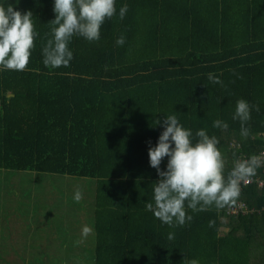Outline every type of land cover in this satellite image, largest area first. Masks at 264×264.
<instances>
[{"label":"trees","instance_id":"16d2710c","mask_svg":"<svg viewBox=\"0 0 264 264\" xmlns=\"http://www.w3.org/2000/svg\"><path fill=\"white\" fill-rule=\"evenodd\" d=\"M11 3L33 13L39 36L25 70H0V170L97 180L95 264H255L247 254L264 242L257 182H241L235 205L188 210L192 220L174 228L145 203L158 180L148 146L164 115L216 135L225 176L237 159L264 153V0H117V12L128 4L125 18L106 20L97 42L73 37V59L58 68L41 54L53 0ZM240 99L252 107L248 137L232 119ZM216 119L228 129L213 128ZM252 177L264 180V163ZM239 202L246 215L230 214Z\"/></svg>","mask_w":264,"mask_h":264},{"label":"clouds","instance_id":"9594fccd","mask_svg":"<svg viewBox=\"0 0 264 264\" xmlns=\"http://www.w3.org/2000/svg\"><path fill=\"white\" fill-rule=\"evenodd\" d=\"M116 2L53 0L55 19L48 23L52 25L50 38L41 49L45 66H69L73 59V51L69 47L73 37L97 42L106 20L114 17L123 20L128 12V4H122L117 12ZM32 17L31 11L22 13L16 10L11 0H0V70L23 71L29 64L34 42L39 36ZM115 43L123 46L126 37L121 34ZM208 80L213 84L221 83L219 76L214 73H208ZM251 111L248 101L240 99L236 102L232 119L240 122L242 137L250 134L246 125L251 119ZM154 127L162 131L154 146L149 142L148 157L158 180L152 184V200L145 203L147 212L152 213L162 224L174 228L192 220L188 210L199 212L212 206L223 208L237 203L241 182H248L256 174L259 157L237 159L225 176V162L216 135H210L205 128L193 133L191 128H186L180 122L176 114L164 115L162 120H155ZM212 127L226 130L229 125L224 120L216 119ZM165 158L166 166L162 169ZM81 198L82 193L77 189L74 199L79 201ZM90 231L88 227L82 229L85 236ZM173 236L174 233H169V239ZM188 264H199V261L191 259Z\"/></svg>","mask_w":264,"mask_h":264},{"label":"rangeland","instance_id":"374dc122","mask_svg":"<svg viewBox=\"0 0 264 264\" xmlns=\"http://www.w3.org/2000/svg\"><path fill=\"white\" fill-rule=\"evenodd\" d=\"M97 189L93 179L0 170V264H95Z\"/></svg>","mask_w":264,"mask_h":264},{"label":"built area","instance_id":"2783aa9c","mask_svg":"<svg viewBox=\"0 0 264 264\" xmlns=\"http://www.w3.org/2000/svg\"><path fill=\"white\" fill-rule=\"evenodd\" d=\"M263 163H264V153L259 155V160H258V164L259 165H262ZM254 182H257V184H258V186L260 188L264 187V180H260L257 177L256 178L250 177L248 179V182H242V183H244L245 185H251ZM253 210L256 211V209H253ZM247 211H248L247 205L244 204L243 202H239L236 205V207H233V208L230 209L229 213L230 214H238V213L242 212V213H244L246 215ZM261 212L264 213V207L261 210H257V213H261Z\"/></svg>","mask_w":264,"mask_h":264},{"label":"crops","instance_id":"0c3cea01","mask_svg":"<svg viewBox=\"0 0 264 264\" xmlns=\"http://www.w3.org/2000/svg\"><path fill=\"white\" fill-rule=\"evenodd\" d=\"M259 238H261V236H258V239H257L258 243H255L256 246H254V248H253L254 251H250L249 254H247V257H248V255H251L253 257V259H256L255 264H264V243L262 242L263 244L260 245L259 244V241H260ZM258 244L260 245V247H259V248H261L260 250L258 248ZM253 254H255V255H253ZM11 259H20V258L19 257H13Z\"/></svg>","mask_w":264,"mask_h":264},{"label":"bare ground","instance_id":"6f19581e","mask_svg":"<svg viewBox=\"0 0 264 264\" xmlns=\"http://www.w3.org/2000/svg\"><path fill=\"white\" fill-rule=\"evenodd\" d=\"M13 96V95H10ZM2 109V100L0 99V110Z\"/></svg>","mask_w":264,"mask_h":264}]
</instances>
